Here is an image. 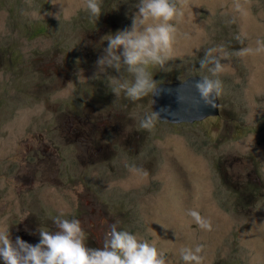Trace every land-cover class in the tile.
I'll use <instances>...</instances> for the list:
<instances>
[{"label": "rangeland", "instance_id": "rangeland-1", "mask_svg": "<svg viewBox=\"0 0 264 264\" xmlns=\"http://www.w3.org/2000/svg\"><path fill=\"white\" fill-rule=\"evenodd\" d=\"M2 1L16 11L0 6V30L12 33L0 31V212H7L0 229L35 244L38 230H54L63 214L79 219L85 243L99 247L108 226L123 220L120 229L154 242L169 264H186L180 249L195 245L203 246L200 264H260L264 47L255 49L264 45V0H176L183 15L170 21L177 35L169 59L147 71L157 86L202 77L199 58L216 47L226 54L223 92L216 117L156 119L150 128L139 121L152 113L151 93L133 100L111 77L78 82L74 75L77 67L92 75L106 35L130 25L137 0H100L112 26L89 15L84 32L80 21L63 19L65 7L90 14L85 0ZM181 197L189 208L174 207ZM32 214L36 227L27 232Z\"/></svg>", "mask_w": 264, "mask_h": 264}, {"label": "clouds", "instance_id": "clouds-1", "mask_svg": "<svg viewBox=\"0 0 264 264\" xmlns=\"http://www.w3.org/2000/svg\"><path fill=\"white\" fill-rule=\"evenodd\" d=\"M67 3L68 0H63L64 7ZM0 6L4 10L16 11L14 4L10 5L8 1L0 0ZM85 6L90 14L76 10L75 7H65L66 16L63 22L80 21L82 27L78 28H83L80 30L82 32L86 31L85 25L91 24L86 18L89 15L98 17H95L97 26L104 27L108 22L111 23L110 16L100 14V0H85ZM135 9L128 17L131 19L130 25L106 35L107 44L102 48V54L97 55L93 62L92 75L85 77L84 69L76 68L74 75L78 82L102 76L111 77L117 81L118 88L123 89L125 95L133 100L149 93L151 97L155 94L157 83L147 71V66L154 64L163 67L168 61L177 35L176 24L170 21L179 19L183 12L177 6L176 0H137ZM45 30L46 26L42 29V33ZM1 32L12 36L9 31ZM183 35L187 36V33ZM20 45L24 46L23 43ZM257 45L256 51L264 47L260 41H257ZM250 51L252 49L246 48L242 53ZM225 55L218 48L209 47L199 58V69H206L208 74L196 80L193 87L205 107H215L218 97L223 92L219 74L225 69V64L222 62ZM122 69L123 73L131 74V80L123 76ZM187 78L190 79L191 76L189 74L183 76V79ZM217 109L219 108H209L207 112L216 115ZM157 115V113L144 114L139 121L140 126L152 127ZM163 194L166 195V191ZM181 200L182 197L176 202L177 206L189 208L188 204H183ZM165 204L167 205V200ZM6 213L3 211L0 215L4 217ZM188 215L201 227H211L197 211L190 209ZM172 220L173 216L170 214L168 222ZM122 221L118 225L114 222L108 226L99 247H91L85 243L86 233L79 219L66 218L63 214L53 218L54 230L43 228L38 230L39 239L35 244L21 239L20 236L12 239L9 230L0 229V264H169L165 252L158 249L154 242L139 238L126 229H120ZM24 225L27 232H33L32 227H36V216L32 214L29 220L25 219ZM206 240L208 236L202 241ZM202 247V245L182 247L180 259L186 264H200ZM209 254L210 251L205 255V259ZM261 263L264 264V257Z\"/></svg>", "mask_w": 264, "mask_h": 264}, {"label": "bare ground", "instance_id": "bare-ground-1", "mask_svg": "<svg viewBox=\"0 0 264 264\" xmlns=\"http://www.w3.org/2000/svg\"><path fill=\"white\" fill-rule=\"evenodd\" d=\"M200 78L191 77L181 83H159L155 94L151 97L152 113L158 114L157 119L161 122L181 124L184 122H200L208 119V117L218 116V109L215 110L216 115L207 112L209 108H218V102L215 107H205L198 98L193 85ZM161 103H165L166 111L164 109L158 110V106ZM165 190L157 189L156 191L159 192L161 197L164 195L163 192ZM164 196L167 198V195ZM137 199L138 197L135 196L134 201L136 202ZM175 204L176 202H174V207ZM24 240L27 241V239Z\"/></svg>", "mask_w": 264, "mask_h": 264}, {"label": "water", "instance_id": "water-1", "mask_svg": "<svg viewBox=\"0 0 264 264\" xmlns=\"http://www.w3.org/2000/svg\"><path fill=\"white\" fill-rule=\"evenodd\" d=\"M152 96H153V95H152ZM161 109H164L165 111L167 110V107H166L165 103H161V104H159V106H158V110H161Z\"/></svg>", "mask_w": 264, "mask_h": 264}]
</instances>
